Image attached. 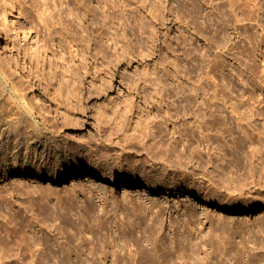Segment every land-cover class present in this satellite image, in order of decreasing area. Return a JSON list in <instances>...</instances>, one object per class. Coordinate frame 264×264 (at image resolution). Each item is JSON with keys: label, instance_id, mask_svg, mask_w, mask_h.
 <instances>
[{"label": "rangeland", "instance_id": "rangeland-1", "mask_svg": "<svg viewBox=\"0 0 264 264\" xmlns=\"http://www.w3.org/2000/svg\"><path fill=\"white\" fill-rule=\"evenodd\" d=\"M0 33V264H264V0H0Z\"/></svg>", "mask_w": 264, "mask_h": 264}, {"label": "bare ground", "instance_id": "bare-ground-1", "mask_svg": "<svg viewBox=\"0 0 264 264\" xmlns=\"http://www.w3.org/2000/svg\"><path fill=\"white\" fill-rule=\"evenodd\" d=\"M43 13V12H42ZM42 15H46L45 13H43ZM42 20H43V18H42ZM44 20L45 21H47L48 19L47 18H44ZM43 20V22H45ZM46 23V22H45ZM47 24V23H46ZM0 56H2V57H4V58H6V59H8L9 58V56H10V53H9V50H8V48H7V45H6V43L2 40V38H1V33H0ZM10 61V60H9ZM10 64L13 66V68L15 69V70H17V71H20V68L17 66V64L16 63H14V62H11L10 61ZM24 74V78H26V79H28V75H26V73H23ZM31 88V90H34V86L31 84V86H30ZM48 115L50 116V117H54L53 116V113L51 112V109L50 108H48ZM25 128V127H24ZM28 131V130H27ZM21 132V131H20ZM16 133H17V138L20 136V133H19V131L17 130L16 131ZM24 134H26L27 135V133H25L24 132ZM25 135V136H26ZM15 137V138H16ZM30 137H31V139H30ZM16 138V139H17ZM33 136H29L28 137V141H27V143H26V145L27 146H35L34 145V140H33ZM37 138V137H36ZM21 139V138H20ZM30 139V140H29ZM25 140V139H24ZM20 144V143H19ZM23 144V143H22ZM24 145H25V143H24ZM14 146V150L15 149H17V148H20V147H18L19 145L17 144V146L16 145H13ZM38 146V145H37ZM16 151V150H15ZM16 155V154H15ZM14 155V156H15ZM15 158H17V157H15ZM25 159H26V157H25ZM108 179H106V180H108V181H113L112 179H109L110 177H107ZM48 180H51V181H53V180H57V179H55V178H53V177H48ZM90 182H92V181H94V179H93V177H90ZM224 208V207H223ZM223 210H225V211H232V212H234V211H238V209L236 208V207H225Z\"/></svg>", "mask_w": 264, "mask_h": 264}]
</instances>
